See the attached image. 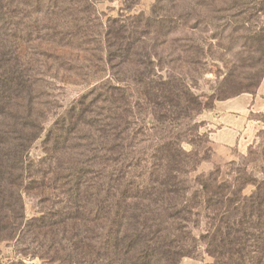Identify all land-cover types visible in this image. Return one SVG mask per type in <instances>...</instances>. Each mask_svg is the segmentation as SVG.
Listing matches in <instances>:
<instances>
[{"label": "trees", "instance_id": "trees-1", "mask_svg": "<svg viewBox=\"0 0 264 264\" xmlns=\"http://www.w3.org/2000/svg\"><path fill=\"white\" fill-rule=\"evenodd\" d=\"M175 1L177 10L180 0ZM73 2L0 0V242L29 239L40 251L52 249L65 264H179L201 242L213 264H264V185L243 197L236 189L239 180L219 183L214 172L196 182L199 192L193 191L187 177L198 155L182 149L183 143L193 147L204 137L194 120L211 107L205 100L225 101L258 88L264 71V0L206 1L217 16L199 18L196 27L190 23L192 9L168 25L151 15L137 19L140 26L155 27L158 34L167 30V35L203 24L216 33L214 39L237 42L246 53L240 74H229L209 97L184 91L176 82L144 83L141 99L154 122L171 129L150 152H128L132 136L122 105L115 107L112 120L104 95L86 112L73 109L48 132L42 156L32 157V143L42 131L34 115L38 86L21 46L50 42L79 49L87 44L92 28L78 25L72 13L79 14L81 5L91 12V0ZM66 13L71 23L60 24L59 16L63 20ZM135 35L121 26L107 38L114 59L130 54ZM190 47L183 67L196 71L205 57L202 49ZM124 64L129 62L118 65L121 73ZM182 119L194 123L184 136L173 133ZM31 195H38L43 208L27 219L23 199ZM202 215L207 229L198 241L190 229Z\"/></svg>", "mask_w": 264, "mask_h": 264}, {"label": "rangeland", "instance_id": "rangeland-1", "mask_svg": "<svg viewBox=\"0 0 264 264\" xmlns=\"http://www.w3.org/2000/svg\"><path fill=\"white\" fill-rule=\"evenodd\" d=\"M206 1L209 0H180V8L176 10L177 1L171 0H91V12L84 7L86 5H81L83 10L79 14L72 13V17L77 16L78 25H89L92 28L88 43L81 48L61 47L50 42L22 45L21 51L27 64L32 68L34 83L38 86L34 96V115L42 128L38 139L32 143L31 156H42L48 132L70 115L73 109H77L76 114L80 112V108L86 112L92 109L96 100L99 98L104 100V95L112 107L109 113L112 120L116 117L115 107L122 105L124 121L126 120L129 134L132 136L127 146L128 152L147 154L152 146L160 142L158 139L168 136L171 129L168 128L169 125L162 128L154 122L151 108L149 109L141 99L144 83L154 85L165 81L176 82L184 91L186 87L196 96L209 97L217 84L220 85L229 74H240L238 66L241 64L240 57L246 54L244 49H240L237 42L214 39L216 33L203 24L199 30L190 28L173 35H167V30L164 34H158L153 30L155 27L150 30L138 24L139 17L147 18L151 15L155 21L159 23L163 21L168 25L173 22L174 17L187 14L192 9L193 17L190 23L191 27H196L199 18L217 16L211 13L213 9L210 4L205 6ZM62 16L63 14L58 19L60 24L71 23L72 17H68V13L64 14L63 20L60 19ZM33 18L40 19L36 15ZM121 26L127 27L133 34L136 33V39L131 42L132 45L128 49L130 54L122 60L114 59V49L107 48L105 43ZM125 36L127 38L129 35ZM113 40L112 37L111 42ZM129 44L127 39L123 43L124 46ZM190 46L202 49L200 53L202 52V57H205L200 60L201 64L196 71L183 67L182 60L191 50ZM122 61L129 64H124L125 71L121 73L118 65ZM261 61L264 62L263 57L260 58ZM179 73L183 74V77H180ZM252 74H255V71ZM123 89L125 92L121 94L120 91ZM257 89L250 93L256 92ZM205 102L207 107L208 105L211 107L194 120L196 124H200L198 134L204 137L193 147L187 143L182 144V149L186 153L198 155L194 168L192 167L188 173V184L193 191L199 192L201 189L196 182H204L209 174L215 172L219 183L232 184L239 180L242 184H238L239 187L237 185L236 189L241 190L243 197H249L256 191L257 186L264 185V115L257 116L262 122L261 129L255 135L254 143L247 152L243 155L235 153L226 156L229 157L226 159L222 155L213 154L209 141L211 130L209 114L214 104L219 101ZM97 106L105 108L103 104ZM182 120L177 121L173 133L184 136L194 123ZM185 123H189L190 127L184 126ZM23 205L27 219L37 217L43 208L39 205L38 195L24 197ZM205 222L202 215L198 225L190 229L191 235L198 241L207 229ZM20 242L17 243V238L0 242V264H65L62 260L56 259L52 249L40 251V247L29 239ZM213 263L212 257L206 253L201 242L197 243V249L192 255L181 258L179 262V264Z\"/></svg>", "mask_w": 264, "mask_h": 264}, {"label": "crops", "instance_id": "crops-1", "mask_svg": "<svg viewBox=\"0 0 264 264\" xmlns=\"http://www.w3.org/2000/svg\"><path fill=\"white\" fill-rule=\"evenodd\" d=\"M264 115V77L254 94L216 102L210 116L209 141L214 155H243L261 129L258 115Z\"/></svg>", "mask_w": 264, "mask_h": 264}]
</instances>
